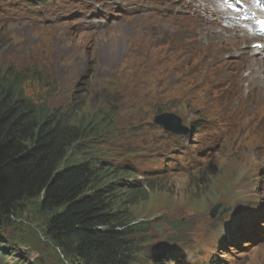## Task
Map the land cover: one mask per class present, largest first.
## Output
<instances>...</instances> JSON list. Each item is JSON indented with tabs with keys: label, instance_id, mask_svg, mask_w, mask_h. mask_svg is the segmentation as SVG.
<instances>
[{
	"label": "rangeland",
	"instance_id": "374dc122",
	"mask_svg": "<svg viewBox=\"0 0 264 264\" xmlns=\"http://www.w3.org/2000/svg\"><path fill=\"white\" fill-rule=\"evenodd\" d=\"M72 1L54 0L37 12L25 0H0V62L6 68L29 67L40 72L41 82H26L24 94L34 102H46L51 109L70 112L73 122L100 109L115 110L114 127L86 143L90 152L113 166L137 165L153 150L165 151L167 134L152 122L157 114L153 109L169 99V111L167 108L158 114L174 113L189 129L182 140L196 160L195 168L191 174L172 169L173 174L152 179L137 177L147 181L145 199L133 197L134 204L129 206L132 221L148 228L144 237L134 238L139 246L134 264H169L163 257L172 249L171 241L174 246L186 243L197 227L222 231L226 228L223 218L239 214L242 206L258 208L257 203L264 202V125H260L264 104L243 118L229 106L232 100L240 103L250 96L247 86L256 61L238 65L235 51L230 50L218 26L210 40L203 39L217 45L215 57L205 59L198 54L182 60L181 49L173 51L181 29L173 28L170 22L160 23L159 13L151 8L130 14L122 6L114 7L100 19L91 6L101 0ZM114 1L137 5L135 0ZM186 1L190 5L205 2ZM147 47L153 56L144 61ZM142 62L140 73L143 71L145 77H137L134 72ZM210 63H217L214 73L205 68ZM228 63L235 65L231 72L226 68ZM118 74H123L120 80ZM219 81L229 82L222 86ZM137 82L141 89L128 96L126 86ZM226 87L229 90L223 91ZM193 122L202 124L195 127L190 125ZM199 130L206 133L198 134ZM78 160L77 156L71 159L74 163ZM142 169L145 164L139 166ZM216 204H221L217 214L228 211L207 223L206 216ZM33 212L25 217L22 230L1 228L7 252L0 264H60L35 227L41 217L32 218ZM208 250L207 245L198 247L199 255ZM236 264H264V245Z\"/></svg>",
	"mask_w": 264,
	"mask_h": 264
},
{
	"label": "trees",
	"instance_id": "16d2710c",
	"mask_svg": "<svg viewBox=\"0 0 264 264\" xmlns=\"http://www.w3.org/2000/svg\"><path fill=\"white\" fill-rule=\"evenodd\" d=\"M41 80L35 68H6L0 62V230H22L34 211L32 218L41 219L30 221L60 264H134L139 248L134 238L144 237L148 228L132 221L129 206L133 197L145 199L146 188L133 180L131 165L113 166L86 144L114 127L115 110L100 109L73 122L70 112L24 94L26 82ZM141 85L131 86L129 96ZM169 105L153 112L169 111ZM74 156L80 159L76 163ZM6 241L0 237V263Z\"/></svg>",
	"mask_w": 264,
	"mask_h": 264
},
{
	"label": "bare ground",
	"instance_id": "6f19581e",
	"mask_svg": "<svg viewBox=\"0 0 264 264\" xmlns=\"http://www.w3.org/2000/svg\"><path fill=\"white\" fill-rule=\"evenodd\" d=\"M72 2L73 1H71L70 3L72 4ZM233 18L235 20L242 22V23L244 22L242 19H240L234 15H233ZM199 21L202 24L198 25L196 30L203 37L198 39V40H189V38H188L187 46L189 49H194L198 52L203 53L205 59L209 56L215 57L216 54H215L214 49L216 47V44L212 40H211L212 43H207V42H204V40H203L205 38L209 39V37L213 33L212 30L214 28L212 27V24L214 23V21L209 19L208 23H206V24L204 23V20L201 18H199ZM118 22H119V20H118ZM238 32H239V34H241V35H238V39H240L243 42L250 40L251 36L253 35V33L250 32V30L248 29L246 24L245 25L242 24L241 29H239ZM261 40H263V38H261ZM254 51H255L254 57L256 56L255 57V61H256L255 64L257 65V67L252 68L253 70H252L251 79L248 81V86H247L248 87L247 90H249L248 93H251V94L245 100L241 99L240 103L238 101H234V100H232L229 103V106H231V109L234 112H236L238 114V116H240V118H243L245 116H251V115H249L250 111H254L260 106L261 94H262V92H264V46L261 47V52L263 53V57L257 55V53H256L257 49H254ZM246 60L250 63V65L253 64L252 62H250V61H252L251 59H246ZM215 64L212 65V63H210L209 65H205V66L209 71H211V69L215 66ZM122 75L123 74H121V75L118 74V76L120 77L118 80L121 79ZM217 84L225 85L222 81H219ZM128 86H130V83ZM129 94H130V92L128 90L127 95L129 96ZM167 102H169V99L166 100L165 102L161 103V104H164ZM241 106L243 108L244 107L245 108L244 109L240 108ZM258 109H260V107ZM193 124L198 125V124H200V122H198V123L193 122L192 125ZM153 125L159 126V125H155L154 123H153ZM260 125H264V120L261 121ZM226 134H228V132H226ZM150 163H153V161H151ZM157 173H158V175L159 174L164 175V173H162V172H157ZM149 181H151V180H149ZM214 206L212 207L211 210H213ZM211 210H209V211H211ZM215 218H218V216L214 215L213 217H211L209 212H208V214L206 216L207 223L211 220L210 221V224H211L212 220H214ZM224 228L222 229V231L213 230V229H210L207 231L206 228H205V230L202 229L203 231H205V234H207L209 238H214V240L209 239L208 247H210L211 250H209V252L207 253L208 256L207 257L205 256L204 264H217V263L226 264L228 259H230L229 257L232 254V249H233L232 248V242L235 239H233V235L229 234V232L226 230V228H225L226 233H224ZM199 238H201V237L199 236ZM263 245H264V242H262L259 247H261ZM255 249H257V248H255Z\"/></svg>",
	"mask_w": 264,
	"mask_h": 264
},
{
	"label": "water",
	"instance_id": "95a60500",
	"mask_svg": "<svg viewBox=\"0 0 264 264\" xmlns=\"http://www.w3.org/2000/svg\"><path fill=\"white\" fill-rule=\"evenodd\" d=\"M153 123L155 125L162 126L165 131L180 134L185 132V128L181 126V121L174 115L171 114H158L154 117ZM219 206H215L210 212V216L213 217Z\"/></svg>",
	"mask_w": 264,
	"mask_h": 264
},
{
	"label": "snow or ice",
	"instance_id": "6c2138e0",
	"mask_svg": "<svg viewBox=\"0 0 264 264\" xmlns=\"http://www.w3.org/2000/svg\"><path fill=\"white\" fill-rule=\"evenodd\" d=\"M218 6L221 9H228L231 7V0H218ZM262 25H264V21L260 22ZM254 47H261L260 45H254Z\"/></svg>",
	"mask_w": 264,
	"mask_h": 264
}]
</instances>
